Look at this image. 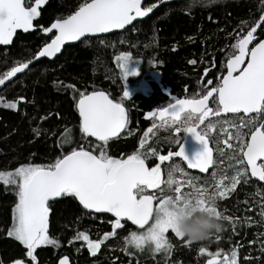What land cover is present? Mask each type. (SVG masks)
Instances as JSON below:
<instances>
[{"label":"trees","instance_id":"obj_1","mask_svg":"<svg viewBox=\"0 0 264 264\" xmlns=\"http://www.w3.org/2000/svg\"><path fill=\"white\" fill-rule=\"evenodd\" d=\"M157 1L148 0L145 8ZM84 2L48 0L42 6L41 18L35 22L36 31L18 33L12 46L0 47V75L17 63L32 59L33 54L50 41L51 38L43 36L39 25L50 26L55 18L72 14ZM261 15H264V0L172 2L121 32L85 39L66 48L56 60L36 64L0 92V171H13L27 163L47 165L54 162L60 155L56 142L62 134L74 142L81 141L77 99L73 98V90L68 85L89 93L104 91L128 108L130 122L125 133L106 145L107 154L111 157L126 158L141 150L142 140L145 141L142 149L145 153L152 147L168 144L174 128L156 127L157 131L148 133L146 137L147 130L160 123L148 122L146 115L166 107L173 97L191 98L196 94L199 98L205 69H209L208 79L218 78L242 22L254 24ZM122 52L130 53L133 60L140 62L133 61L140 77H154L149 79V92H135L122 100L127 80L115 59ZM192 59L197 61L196 65L189 63ZM20 97L24 100L20 101L17 109L3 107V103L19 101ZM33 128H39L41 134L36 136ZM216 137L224 151V155L217 150L215 153L212 173L216 172L217 176L214 180L211 173L208 177L195 179L197 186L208 187L210 192L221 176L234 174L232 165L235 162L228 158L231 149L225 145L227 135L218 127ZM148 139L152 140L151 143ZM152 159L149 157L145 162L150 164ZM185 173L187 176L177 174V178L182 180L194 176L187 171ZM248 176V184L241 182L226 198L217 201L218 210L233 218L232 222L222 220L223 229L217 234L220 237L218 241L213 236L210 240L186 246L169 232L166 236L174 245L170 253L153 254L148 246L140 251L129 245L130 234L142 233L146 228L135 229L122 221L123 228L116 230L115 236H109L97 255L92 256L87 243L74 240V237L78 232H85L92 240L103 239L106 233L112 232L115 217L92 215L81 207L78 200L58 198L49 213V236L59 242V247L45 245L38 248L36 264H58L63 256H68L73 264H205L210 257L199 253L201 246L213 253L220 251L219 259L235 249L238 264H264V253L261 252L264 219L260 215L264 207V184L251 179L249 173ZM224 183L229 184V181ZM184 191L191 189L185 188ZM147 193L155 197L161 195L159 189H149ZM174 194L165 186L164 195ZM17 199L14 188L0 182V264H14L17 259L27 264L30 261L23 245L7 234L12 227Z\"/></svg>","mask_w":264,"mask_h":264},{"label":"snow or ice","instance_id":"obj_2","mask_svg":"<svg viewBox=\"0 0 264 264\" xmlns=\"http://www.w3.org/2000/svg\"><path fill=\"white\" fill-rule=\"evenodd\" d=\"M47 2L0 0V45L12 44L17 30L25 33L32 30L34 21L41 16L42 6ZM154 7L156 5L142 8L141 0H85L78 10L66 17L55 18L50 26L39 25V30L45 34L55 30L54 38L34 53L32 59L19 62L0 75V85L30 70V65L40 58L56 56L66 42L124 29L138 17L147 16ZM234 39L221 75L215 80L208 79L209 69H205L199 98L196 94L184 99L173 97L166 107L147 114V119L160 123L149 128L145 136L156 127L174 128L173 136L168 138L169 150L166 154L152 148L147 153L136 151L126 158L117 159L108 155L106 145L112 138L119 137L128 124L123 103L114 102L104 91L93 90L89 93L68 85L73 90V98L77 99L81 141L74 142L68 135L62 134L56 142L60 155L54 162L47 165L27 163L13 171H0V182L13 187L18 198L13 209L12 227L7 234L23 245L26 256L30 258L29 264H36L35 253L42 245L59 247V242L49 236V213L57 198L78 200L90 214L111 213L115 217L112 232L106 233L103 239L92 240L85 232H78L74 237V240L87 243L92 256L97 255L109 236H115L116 230L123 228L122 220L130 221L140 229L147 226L142 233L132 232L128 240L129 245L140 251L148 246L153 254L170 253L174 245L166 236L169 232L174 233L186 246H191L194 243L171 226L172 209L184 197L188 198L193 210L214 214L224 221H233L232 217L218 210L217 201L226 198L241 182L248 184L249 170L251 177L264 181V15L254 24L242 22ZM115 59L125 80L128 75H139L138 69L128 72L130 62L135 61L130 53L122 52ZM189 63L196 65L197 61L192 59ZM123 98H130L127 88L123 91ZM23 100L24 97H20L19 101L3 103V107L17 109ZM210 104L213 106L210 107ZM227 114H233V118L209 121L205 127H201L210 116ZM240 114H245L247 118ZM217 127L227 135L225 143L231 149L228 158L235 162L232 176H221L210 192L208 187L197 186L196 178L178 179L177 174L187 176V173L173 162L167 168V179L162 180V165L173 157L182 158L189 169H198L200 173L209 172L216 163L209 144L212 139L210 133ZM229 128L234 131H229ZM32 131L36 136L41 134L39 128H33ZM182 132L191 134L203 145V150L194 158L190 159L185 154ZM90 138H95V141ZM214 142L220 155H224L223 149L219 147V138ZM144 143L142 140L141 148ZM171 145H175L178 150H171ZM66 146H70L67 151ZM96 152L99 154H94ZM149 157L158 158L159 163L149 168L145 163ZM216 176L217 173L213 172L214 180ZM225 180L229 184H225ZM162 183L168 192L175 194L164 195ZM185 185L191 191H182ZM149 189H159L161 195L155 197L145 194ZM154 200H158L155 205ZM260 215L264 219V207ZM217 234L213 236L218 241L220 237ZM261 252L264 253V241H261ZM199 253L210 257L206 264H238L235 249L224 254L222 259H218L220 251L213 253L204 246L199 248ZM14 264H24V261L17 259ZM59 264H69L68 256L60 258Z\"/></svg>","mask_w":264,"mask_h":264},{"label":"clouds","instance_id":"obj_3","mask_svg":"<svg viewBox=\"0 0 264 264\" xmlns=\"http://www.w3.org/2000/svg\"><path fill=\"white\" fill-rule=\"evenodd\" d=\"M172 212L171 226L193 243L207 241L223 229L220 218L208 212L193 210L187 197L177 201Z\"/></svg>","mask_w":264,"mask_h":264},{"label":"water","instance_id":"obj_4","mask_svg":"<svg viewBox=\"0 0 264 264\" xmlns=\"http://www.w3.org/2000/svg\"><path fill=\"white\" fill-rule=\"evenodd\" d=\"M148 0H141V6H142V8H144V6H145V4H146V2H147ZM179 1H182V0H162L159 4H157L156 5V7H154L153 8V11L152 12H150L147 16H145V17H138L135 21H133V23L131 24V25H127L124 29H116V30H113L112 32H110V33H106V34H98V36H92V37H82L81 38V40L80 41H69V42H66L63 46H62V48H61V51L59 52V53H57L56 54V56H54V57H44V58H40V60L38 61V62H35L33 65H30V69L33 67V66H35L36 64H38V63H40V62H42V61H44V60H47V61H54V60H56L57 58H59L61 55H62V53L64 52V50L66 49V48H68V47H72V46H75V45H78L79 43H81L83 40H85V39H88V38H100V37H104V36H108V35H112V34H115V33H118V32H121V31H123V30H125V29H127V28H129V27H131V26H133V25H135L136 23H138V22H140V21H143V20H145V19H147V18H149L156 10H158L160 7H162V6H164V5H166V4H170V3H172V2H179ZM41 18V16L40 17H38L37 18V21L39 20ZM35 22L36 21H34V28L32 29V30H30L28 33H31V32H34V31H36V27H35ZM18 33H24V34H27V33H25V32H23V30H17V33L14 35V37H13V42H12V44L14 43V41H15V38H16V36H17V34ZM54 33H55V30H53V33H47V34H45V33H43L42 32V34H43V36L44 37H46V38H54ZM51 39H50V41L48 42V43H50L51 42ZM255 43V42H254ZM12 44H10V45H0V47H10V46H12ZM252 45H250V47H251ZM27 71H29V70H26L25 71V73L27 72ZM133 71H135V70H133ZM132 71V72H133ZM25 73H20V74H17V76L16 77H13L11 80H8V81H6L5 82V85H0V92L5 88V87H7L9 84H11L12 82H14V81H16L20 76H22V75H24ZM131 77L132 78H135L136 76H132L131 75ZM126 109V108H125ZM126 113H127V117H128V112H127V110H126ZM227 115H229V114H227ZM245 115V114H244ZM248 115H255V114H248ZM222 116H226V115H222ZM112 139H115V138H112ZM183 147H184V150H185V154H186V156H188V158H194L195 156H196V154L197 153H199L200 151H202L203 150V145L199 142V141H197L191 134H187L186 135V137H185V139H184V141H183ZM214 156H215V154H214V150H213V158H214ZM183 160V159H182ZM184 161V160H183ZM185 163H186V165H187V162L186 161H184ZM259 163V162H258ZM147 166V165H146ZM191 170H193V171H195V172H198V173H200L199 172V170L198 169H191ZM210 170H211V168L209 169V172H210ZM209 172H207V173H209ZM207 173H201V174H207ZM249 173H250V170H249ZM250 175H251V173H250ZM253 179H256L255 177H252ZM257 180V179H256ZM260 183H264V181H259ZM58 199V198H57ZM81 207H82V205H81ZM83 208V207H82ZM85 210V209H84ZM85 211H87V212H89L88 210H85ZM92 215H97V216H106V215H111L112 216V214L111 213H91ZM123 222H125V223H127L128 225H130V226H132L133 228H135V229H140L138 226H136V225H133L130 221H126V220H122ZM145 228H147V226H145ZM69 258V257H68ZM219 259V258H218ZM58 264H59V261H58ZM69 264H73L72 263V261H71V259L69 258ZM205 264H206V262H205Z\"/></svg>","mask_w":264,"mask_h":264},{"label":"flooded vegetation","instance_id":"obj_5","mask_svg":"<svg viewBox=\"0 0 264 264\" xmlns=\"http://www.w3.org/2000/svg\"><path fill=\"white\" fill-rule=\"evenodd\" d=\"M162 0H158L156 3H154V5H157V4H159L160 2H161ZM144 8H145V6H144ZM139 76V75H138ZM140 77V76H139ZM131 80H132V78H130ZM134 80V79H133ZM126 88V87H125ZM150 91V87H149V89H148V91L147 92H149ZM147 92H145V93H147ZM133 93H135V92H133ZM131 96V95H130ZM181 99H184V98H181ZM114 102H116L115 100H114ZM124 106V105H123ZM211 106H213V105H211L210 104V107ZM125 108H126V106H124ZM126 110H127V112H128V123L130 122V116H129V110H128V108H126ZM241 116H244V118L246 119L247 118V116H245L244 114H240ZM147 116V115H146ZM233 118V114H229V115H226V116H221V117H214V116H210L209 118H208V120H206L205 121V125H202L201 127L203 128V127H205L208 123H209V121H215V120H217V119H221V120H223V119H232ZM148 122H159L158 120H152V119H148L147 120ZM136 122H139V121H136ZM128 125V124H127ZM126 129H127V127H126ZM125 129V130H126ZM217 129L218 128H216V129H213L212 131H211V133H210V135H211V137H212V139L209 141V144H210V147H212V149L214 150V154L216 153V150H217V147H216V143L214 142L215 141V139L217 138L216 137V134H217ZM125 130H124V132L119 136V137H117V138H115V139H119L121 136H123V134L125 133ZM229 131H231L230 129H229ZM173 135V134H172ZM186 135H187V133H181V136H182V144H183V141H184V139H185V137H186ZM91 140H93V141H95V138H90ZM111 140H114V139H111ZM149 141V143H151V139H148ZM167 141V140H166ZM165 142V141H164ZM97 143H100V144H102L103 142H98L97 141ZM168 143V142H167ZM162 147V148H161ZM161 147H159V148H157L156 146L155 147H152V148H157L158 149V151H160V153L161 154H166V152L169 150V144H164V145H162ZM171 150H173V151H175V150H178L176 147H175V145H171ZM96 154L98 155L99 153L98 152H96ZM215 158H216V154H215V156H214V160H215ZM153 159H156V164L157 163H159V161H158V158H155V157H153ZM178 163L180 166H181V168H183L184 169V171L186 172H189V173H191L192 175H194L193 177H195V178H197V177H199V176H203V177H208V176H210L211 175V173H212V171H213V166H212V168H211V170H210V172L209 173H207V174H201V173H198V172H195V171H193V170H191V169H189L188 167H187V165H186V163L182 160V158H179V157H173L172 158V160L171 161H169V162H165L163 165H162V167L165 169V171H167V168H168V164H170V163ZM146 163V162H145ZM146 165L149 167V168H151V167H153V163H146ZM249 175H250V173H249ZM250 177H251V175H250ZM251 179H253L252 177H251ZM162 180H165V178L164 177H162ZM254 180H256V179H254ZM258 181V180H257ZM259 182V181H258ZM260 183V182H259ZM262 184H264V183H262Z\"/></svg>","mask_w":264,"mask_h":264},{"label":"rangeland","instance_id":"obj_6","mask_svg":"<svg viewBox=\"0 0 264 264\" xmlns=\"http://www.w3.org/2000/svg\"><path fill=\"white\" fill-rule=\"evenodd\" d=\"M138 69V67H137V65L135 64V63H133V62H130V64H129V66H128V72L129 73H131L133 70H137ZM130 78H132L131 77V75H128V77H127V81H126V85H125V87L127 88V91L130 93V95H132L133 94V92H143V93H145V92H147L148 91V89H149V86H150V84H149V79L150 78H154V77H152V76H150V77H148L147 75L146 76H143V77H139V76H136L135 78H132V80L130 79ZM134 79V80H133ZM128 99V98H127ZM124 106H126L125 104H123ZM155 111V110H154ZM227 127V126H226ZM158 128H160V129H162L161 127H158ZM218 128V127H217ZM230 129V128H229ZM228 129V130H229ZM156 129L154 128L153 129V131H155ZM157 131V130H156ZM173 133H174V131H173ZM147 136H149V135H147ZM146 136V137H147ZM225 145L228 147V145H227V143H225ZM142 149H144V148H141V150H139V151H142ZM143 152V151H142ZM152 161V163H153V167L154 166H156V161H154V159H152L151 160ZM162 177H164L165 178V180L167 179V171H165V169L162 167ZM187 178H189V176L188 177H185L184 179H182V180H185V179H187ZM193 178V177H192ZM165 184H161V187L162 188H165ZM185 188H188L186 185L182 188V191H184L185 190ZM145 194H148L147 192L145 193ZM149 195V194H148ZM156 204V200H154V205ZM12 217H13V215H12ZM12 223H13V221H12ZM42 246H45V245H42ZM24 264H27L26 262H24Z\"/></svg>","mask_w":264,"mask_h":264}]
</instances>
